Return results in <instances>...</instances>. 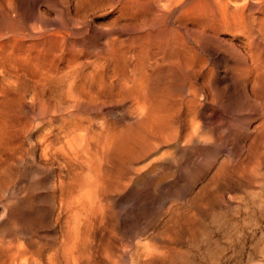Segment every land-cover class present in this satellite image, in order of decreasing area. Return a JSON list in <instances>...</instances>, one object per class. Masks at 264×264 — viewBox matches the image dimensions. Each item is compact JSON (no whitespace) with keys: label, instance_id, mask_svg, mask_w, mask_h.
<instances>
[{"label":"rangeland","instance_id":"374dc122","mask_svg":"<svg viewBox=\"0 0 264 264\" xmlns=\"http://www.w3.org/2000/svg\"><path fill=\"white\" fill-rule=\"evenodd\" d=\"M176 1L0 0V264H258L264 259L260 101L242 110L221 102L220 135L214 137L218 154L196 179H175L171 171L159 179V170L120 189L127 199L124 221L109 196L88 217L66 210L68 172L43 158L48 118L41 80L57 68L59 53L95 63L106 53H170L177 41L195 46L190 38L196 20ZM10 8L15 27L2 18ZM177 30L183 39L177 40ZM211 53H218V70L232 83L231 93L234 83L243 86V73L232 64L227 71L231 52L212 47ZM212 68L208 62L206 69ZM151 81L152 94L162 98L157 72ZM51 92L55 106L59 92L55 86ZM89 115L108 117L98 110Z\"/></svg>","mask_w":264,"mask_h":264},{"label":"bare ground","instance_id":"6f19581e","mask_svg":"<svg viewBox=\"0 0 264 264\" xmlns=\"http://www.w3.org/2000/svg\"><path fill=\"white\" fill-rule=\"evenodd\" d=\"M176 2L196 20L197 30L191 28L196 34L187 36L195 46L177 41L170 53H106L95 63L59 53L57 68L43 75L48 122L42 155L68 172L63 180L70 188L66 210L88 217L109 196L121 207L118 217L124 221L127 199L120 197V189L126 185L159 170V179L163 171H171L175 179L199 177L208 159L218 154L214 137L220 135L218 108L224 101L235 110L264 103V0H196L187 7L183 0ZM9 11L2 18L15 27ZM176 33L177 40L185 36ZM212 47L230 51L227 71L232 64L244 75L243 86L234 83L232 93ZM208 62L214 69H206ZM156 72L162 98L150 89ZM233 77L238 81L240 75ZM54 86L59 92L55 106L50 101ZM94 110L108 117L93 120L89 113Z\"/></svg>","mask_w":264,"mask_h":264}]
</instances>
